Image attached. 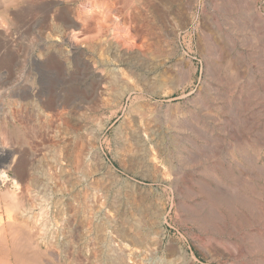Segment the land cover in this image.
I'll list each match as a JSON object with an SVG mask.
<instances>
[{
	"label": "rangeland",
	"instance_id": "374dc122",
	"mask_svg": "<svg viewBox=\"0 0 264 264\" xmlns=\"http://www.w3.org/2000/svg\"><path fill=\"white\" fill-rule=\"evenodd\" d=\"M10 1L0 264H264V0Z\"/></svg>",
	"mask_w": 264,
	"mask_h": 264
},
{
	"label": "bare ground",
	"instance_id": "6f19581e",
	"mask_svg": "<svg viewBox=\"0 0 264 264\" xmlns=\"http://www.w3.org/2000/svg\"><path fill=\"white\" fill-rule=\"evenodd\" d=\"M12 1V0H11ZM10 1V2H11ZM8 2H9V0H8ZM14 2V1H13ZM5 3H7L6 1H5ZM12 3V2H11ZM129 44L130 45H134L131 41H129ZM216 62V61H215ZM217 63V62H216ZM210 65H211V63H210ZM214 65V64H213ZM213 67V66H212ZM211 67V68H212ZM212 71V70H211ZM211 74H214V73H211ZM101 79V78H100ZM103 82V81H102ZM106 82V81H105ZM118 82H120V81H118V78H117V76H116V78H113V79H111L110 81H107L105 84H102L101 86L98 84L97 86H98V92H99V95H106L107 94V96L109 95V97L112 99L113 98V100H115V102H116V105H118L123 99H124V97H126L128 94H130L131 92H132V89H128V90H124V91H121L120 89H119V83ZM123 87V86H122ZM103 98H104V96H103ZM137 98V97H136ZM140 98V97H139ZM48 103V102H47ZM48 105V104H47ZM156 113V108L154 107V106H152L151 105V103H149V102H147L145 99H138L137 100V102L136 103H134V105H133V109L131 108V110H130V112H129V116H130V122L132 123V125H133V127H134V129L135 130H137V133H135L134 135H136V134H139L138 132H140V128H141V126L143 127V125L144 124H146L145 126L147 127V125L148 124H150L151 123V120H153V119H155L154 117V114ZM116 114V112H114V114L113 115H115ZM153 118V119H152ZM154 121V120H153ZM143 124V125H142ZM16 127V126H15ZM17 128V127H16ZM144 128V127H143ZM148 128V127H147ZM190 128V127H189ZM133 129V130H134ZM6 130V129H5ZM142 130V129H141ZM202 130V129H201ZM144 131V130H143ZM195 132V131H194ZM196 133V132H195ZM8 134V133H7ZM140 134H141V132H140ZM131 135V134H130ZM8 136V135H7ZM137 136V135H136ZM139 136V135H138ZM134 137V136H133ZM136 138V137H135ZM204 138V137H203ZM207 138V137H206ZM9 139H10V137H9ZM134 140V139H133ZM207 140V139H206ZM193 159V158H192ZM20 160V159H19ZM14 163V162H13ZM13 163H10L11 165H14ZM23 163H25V162H23ZM9 164V165H10ZM8 165V164H7ZM8 165V166H9ZM11 167V166H10ZM13 167V166H12ZM15 167V166H14ZM12 169H14V168H12ZM16 169V168H15ZM23 170V169H22ZM15 171V170H14ZM23 172V171H22ZM15 173V172H14ZM262 173V172H261ZM0 174H2L3 176H4V173L1 171L0 172ZM16 174V173H15ZM18 174H20V172L18 173ZM17 175V174H16ZM18 176V175H17ZM6 177V176H5ZM25 177V176H24ZM17 178V177H16ZM18 178H19V176H18ZM20 179H21V176H20ZM19 179V180H20ZM122 179V178H121ZM120 180V179H119ZM14 181V180H13ZM22 183V182H21ZM119 183V182H118ZM123 183V182H122ZM124 183H126L128 186H132L134 189H136V190H139V186L137 185V184H131L130 183V181L129 182H125L124 181ZM127 186V187H128ZM123 187V186H122ZM126 187V186H125ZM242 188H243V186H241ZM177 189V188H176ZM5 190V189H4ZM12 191V190H11ZM3 192V191H2ZM6 192V191H5ZM7 193V192H6ZM13 193V192H12ZM1 194H3V193H1ZM0 194V195H1ZM8 194V193H7ZM10 194V193H9ZM15 193H13L12 195H14ZM210 194V193H209ZM208 194V195H209ZM11 195V194H10ZM6 196H8V195H6ZM230 196V195H229ZM239 196V195H238ZM2 197V196H1ZM14 197V196H13ZM6 198V197H5ZM9 198V197H8ZM11 198H12V196H11ZM10 198V199H11ZM224 198H226V195H225V197ZM231 198V197H230ZM15 199H18V198H15ZM14 198H13V200H15ZM221 199V198H220ZM243 199V198H242ZM1 200H3V198L1 199ZM239 200H240V198H239ZM244 200V199H243ZM247 201H248V199H246ZM245 200V201H246ZM17 201V200H16ZM16 201H14L13 203L16 205ZM217 201V200H216ZM242 201V200H241ZM3 202V201H2ZM213 202V201H212ZM226 202V201H225ZM231 202V201H230ZM243 202V201H242ZM4 203V202H3ZM18 203H19V201H18ZM228 203V202H227ZM249 203V202H248ZM8 205L9 204H11V205H9V206H13L12 205V203H7ZM229 204V203H228ZM227 204V205H228ZM6 205V202H5V204H4V206ZM6 206V208L8 207V208H10L11 209V207H9V206ZM17 205H19V204H17ZM250 205V204H249ZM253 205V204H252ZM20 206V205H19ZM22 207V206H21ZM229 207V206H228ZM15 207H13V209H14ZM17 208V207H16ZM15 208V209H16ZM230 208V207H229ZM12 209V210H13ZM210 210V209H209ZM7 211H8V209H7ZM214 215V214H213ZM198 219V218H197ZM8 221V220H7ZM22 221V220H21ZM12 222V221H11ZM10 222V223H11ZM13 222H14V220H13ZM12 222V223H13ZM11 223V224H12ZM16 223V222H15ZM14 223V224H15ZM8 225V224H7ZM13 225V224H12ZM12 225H10V227H13ZM16 225V224H15ZM9 226V225H8ZM19 226V225H18ZM18 226H16L15 227V229L18 227ZM20 228V227H19ZM12 230H13V228H12ZM21 230V229H20ZM12 231H10V233H11ZM18 232V231H17ZM15 233V231H13V234ZM20 233H23V232H20ZM19 232H18V234H20ZM12 234V233H11ZM17 235V234H16ZM10 236H12V235H10ZM19 238H20V236H18ZM14 238V237H13ZM19 238H18V240H19ZM257 238V237H256ZM252 239H253V237H252ZM255 239V238H254ZM257 240H258V238H257ZM15 241H17L16 240V238H15ZM256 241V240H255ZM19 242V241H18ZM18 242L16 243V244H18ZM261 242V241H260ZM259 242V243H260ZM258 243V242H257ZM11 244V243H10ZM260 245H262V244H260ZM258 246V245H257ZM263 246H264V244H263ZM16 247V246H15ZM18 248V247H17ZM258 249V248H257ZM15 250V249H14ZM19 250V249H18ZM20 255V254H19ZM24 256V255H23ZM13 258H14V256H13ZM16 258V257H15ZM5 260V259H4ZM14 260V259H13ZM17 260V259H16ZM16 260H14V261H16ZM19 261V260H18ZM4 262V261H3ZM2 262V264H4ZM20 262V264H21V261H19ZM25 263L27 262V261H24ZM24 263V264H25ZM31 263V262H30ZM6 264V263H5ZM8 264V263H7ZM17 264H18V262H17ZM23 264V263H22ZM34 264V263H33ZM36 264V263H35ZM38 264H40L39 262H38Z\"/></svg>",
	"mask_w": 264,
	"mask_h": 264
}]
</instances>
